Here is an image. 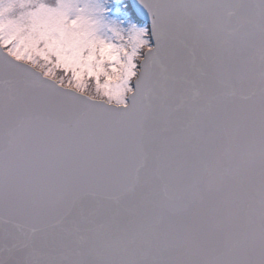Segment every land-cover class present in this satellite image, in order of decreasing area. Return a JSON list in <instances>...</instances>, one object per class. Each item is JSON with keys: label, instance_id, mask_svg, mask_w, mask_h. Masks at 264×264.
Here are the masks:
<instances>
[{"label": "snow or ice", "instance_id": "snow-or-ice-1", "mask_svg": "<svg viewBox=\"0 0 264 264\" xmlns=\"http://www.w3.org/2000/svg\"><path fill=\"white\" fill-rule=\"evenodd\" d=\"M0 264H264V0H0Z\"/></svg>", "mask_w": 264, "mask_h": 264}]
</instances>
